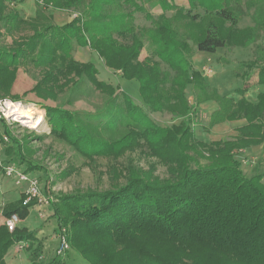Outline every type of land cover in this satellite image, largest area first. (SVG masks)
I'll return each instance as SVG.
<instances>
[{"label": "trees", "instance_id": "obj_1", "mask_svg": "<svg viewBox=\"0 0 264 264\" xmlns=\"http://www.w3.org/2000/svg\"><path fill=\"white\" fill-rule=\"evenodd\" d=\"M6 1L0 0V24L6 31H12L7 25L11 23L14 27L34 29L35 33L15 51L0 44V100L11 95L20 66L45 67L59 59L61 63L68 61L69 73L88 76L97 90H107L111 96L99 113L83 117L58 108H45L52 134L84 155L110 157L123 154L119 145H124L125 140L110 145L95 140L92 130L123 129L127 131L125 139L130 140L127 149L138 147L143 140L153 146L154 157L170 168L171 177L167 181H148L133 174L123 185L110 190L62 196L51 204L58 230H66L70 246L85 264H264V175L246 177L235 154L264 142V95L256 103L245 99L235 103L221 98L191 62L194 51L190 39L196 43L198 52L207 54L234 46L248 48L256 42L252 32L236 29L241 18L234 5L238 6L239 0L231 3V0H188L191 6L188 11L176 0H144L162 11L159 19L153 21L155 29L150 35L156 55L172 70L181 71L183 82L177 85L178 90L191 85L198 104L210 101L218 104L209 129L224 122H247L237 130L236 137L212 143L196 139L190 118L194 107L189 106L184 94L163 93L159 65L149 66L140 61L144 44L133 15L143 8L136 0H91L84 11L85 19L77 17L65 26L47 27L43 22L48 19L42 11L44 7L67 11L82 6L83 0H35L37 11L29 23L14 13L7 15ZM110 7H114L115 14L103 16L102 12ZM168 11H176L175 17L188 22L183 26L175 18H165ZM203 20L208 21L205 34L199 41L194 40L203 29L200 25ZM119 39L131 42L124 44ZM73 42L89 46L104 59L107 68L138 81L144 104L152 111H167L182 118L181 125L170 129L157 126L140 114L125 92L121 94L123 102L119 103L113 89L96 79L97 70L92 64L78 65L71 60ZM57 51L62 52V57L56 58ZM262 61L259 58L240 64L237 76L243 81L241 93L252 86L253 75L257 84H264V65L257 66ZM172 101L178 104L173 105ZM2 127L13 143L7 149L13 154V161L26 164L28 172L43 170L23 156L22 146L12 137L4 120ZM190 152L206 157L209 165H196ZM24 199L22 196L7 205L3 209L4 218L16 214L21 220L26 219L34 203L24 206ZM35 237L27 229L18 228L10 233L2 224L0 264H6L11 247L24 242L32 246ZM35 261V264H65L61 257L42 263L36 256Z\"/></svg>", "mask_w": 264, "mask_h": 264}, {"label": "rangeland", "instance_id": "obj_2", "mask_svg": "<svg viewBox=\"0 0 264 264\" xmlns=\"http://www.w3.org/2000/svg\"><path fill=\"white\" fill-rule=\"evenodd\" d=\"M232 1L237 0H231L230 3ZM90 2L91 0H83L82 6L67 11L44 7L42 11L48 17L43 21L44 27L65 26L77 17L85 19L84 11ZM136 2L143 8L142 12H136L133 15L135 27L138 33L142 34L141 41L144 44L140 61H145L149 66L153 63L159 65L160 87L163 86V90H165L163 92L160 89V91L174 96L182 92L189 106L194 107L191 109L194 114L192 113L190 118L192 129L198 141L213 142L232 139L233 132L228 127L234 125H230L228 122H224L228 124L227 127L217 128V125L209 129L210 118L219 109L218 104L214 101L198 104L191 85L183 90H178L177 85L183 82L180 75L181 71L172 70L167 63L156 55V47L153 45L150 34L155 29L153 21L159 19L162 11L154 8L147 1L136 0ZM176 3L180 7H184L186 11L191 9L188 0H176ZM6 6L7 15L14 13L27 23L35 17L37 11L35 0H7ZM234 6H236V11L241 18L236 29L243 33L252 32L256 42L248 48L234 46L218 49L214 54H207L198 52L196 43L190 39L194 51L191 62L194 69L201 73L208 86L214 89L219 97L231 99L235 103L243 99L252 103L251 101L264 95V84H256L255 87L251 86L244 93H241L240 90L244 87L243 81L237 74L240 71V64L243 62H254L261 58L263 61L257 66L264 65V0H239L238 6ZM114 11V7H110L102 14L111 17L115 14ZM176 13V11H168L164 16L169 20L175 18L178 25L184 26V23L186 24L188 21L179 18V16L175 17ZM207 24V20L201 21L200 25L203 26V29L194 40L199 41L203 38ZM7 25L11 27V29L9 28L12 30L11 32H7L5 26L0 24V44L11 51H15L26 44L27 40L35 33L34 29L26 28L23 25L18 27L12 26L11 23ZM119 42L129 44L131 41L130 39H119ZM49 45L54 47L53 43ZM72 45L71 60L78 65L92 64L97 70L96 79L113 89V94L117 95L119 103L123 102L121 94L125 92L132 98L133 104L140 109V114L157 126L170 129L181 125L182 118L167 111H152L144 104L140 96L141 86L138 81L129 80L122 75V72L107 68L104 59L89 46H80L78 42H73ZM55 56L56 58L62 57V52L57 51ZM87 78L86 75L79 77L76 73H69L68 61L61 63L60 59L45 67H37L32 64L20 66L11 87V95L0 101L4 103V110L2 111L5 112L6 127L12 137L22 146L23 156L29 162L43 168L41 171L28 173L39 177L44 192L54 197L55 202L62 196L110 190L112 187L123 185L125 180L133 174L148 181L170 180V168L154 157L153 146H149L141 140L138 147L127 149L130 147V140L125 139L127 131L123 129L116 131L92 130V137L95 140L108 142L110 145L122 139L125 140L124 145H119V150L123 154L110 157L84 155L68 144L65 139L52 134L45 108H58L83 117L86 114H97L105 106L111 95L107 90H97ZM254 81H256L255 75H253L252 83ZM1 96L5 98V94ZM9 101L39 108L44 112V122L40 127L35 128L19 117H8L6 103ZM171 103L176 105L178 101ZM1 128L4 133V128L2 126ZM12 145L13 143L8 137V142L2 146V159L9 164L21 166L23 170L27 169L26 164L19 165L18 162H14L13 154L7 152V149L12 148ZM242 151L245 150L236 151L235 154L246 177L264 175V146L249 148L248 151L251 153L249 155ZM190 156L199 167L209 165L208 159L202 155L190 152ZM0 182H5V190L7 189L8 193L13 194L10 201L23 196L24 188L18 192L8 180L1 179ZM3 217L0 215V220L3 221ZM21 221L19 228L34 232L36 235L35 243L31 246V244L24 242V248L21 250L17 245H15L16 248L11 247L5 257L7 264H35L36 256H39V261L42 263H47L55 257H61L65 264H85L79 254L73 251L70 244L69 251L64 255L60 253L58 236L65 229H62L61 232L58 230L53 206L30 209L29 216Z\"/></svg>", "mask_w": 264, "mask_h": 264}, {"label": "built area", "instance_id": "obj_3", "mask_svg": "<svg viewBox=\"0 0 264 264\" xmlns=\"http://www.w3.org/2000/svg\"><path fill=\"white\" fill-rule=\"evenodd\" d=\"M4 103L0 101V181L1 179H7L14 183L18 188H24L23 196L25 197L23 205L29 206L34 203L30 209L50 207L55 201L54 197L46 194L40 183V179L37 175H31L28 173L27 169L23 170L21 166H16L14 164H9L7 161L2 159L1 150L3 144L8 142V137L2 132V121L6 119L4 110ZM5 121V120H4ZM6 136V137H5ZM3 209L0 208V215H3ZM21 219L18 215H12L10 218L4 219V225L10 233H13L19 228ZM60 241V253L63 255L69 251V242L67 240L66 231L63 230L58 236ZM19 250L23 249V243L17 244Z\"/></svg>", "mask_w": 264, "mask_h": 264}, {"label": "crops", "instance_id": "obj_4", "mask_svg": "<svg viewBox=\"0 0 264 264\" xmlns=\"http://www.w3.org/2000/svg\"><path fill=\"white\" fill-rule=\"evenodd\" d=\"M257 84V82L256 81H254L253 82V84H252V86H254L255 87V85ZM258 101V99L257 100H254V101H251L252 103H256ZM230 125H234V126H229L228 128L230 129V131L231 132H233V135H232V138H234V137H236L237 136V130L238 129H240V128H242V127H244L247 123H246V121L245 120H240V121H235V122H228ZM227 125L228 124H226V123H223V124H220V125H218L217 126V128H220V127H227ZM233 127V128H232ZM217 141H220V140H217ZM213 142H216V141H213ZM205 143H212V142H205ZM262 146H264V144H262L261 146H259V147H262ZM249 149H246L245 151H242V152H244L246 155H249V154H251V153H249V151H248ZM243 170V169H242ZM243 172H244V170H243ZM7 179H5V181H6ZM4 181V180H3ZM8 182H11V184H13L14 185V183L12 182V181H10V180H8ZM4 183L5 182H0V208H5L7 205H9V204H12V203H14V202H17V201H19L20 199H21V197H16V199L15 200H12V201H10V198H11V196H13V194L12 193H8L7 192V189L5 190V187H4ZM15 186V185H14ZM15 188L17 189V191L19 192H21V188H18V187H16L15 186ZM6 191V192H5ZM17 192V193H18ZM16 193V194H17ZM15 194V195H16ZM3 219V221L2 220H0V223H2V224H4V217L2 218ZM2 221V222H1ZM22 223V222H21ZM1 224V225H2ZM15 247V246H14ZM16 248V247H15ZM6 262V261H5ZM6 264H7V262H6Z\"/></svg>", "mask_w": 264, "mask_h": 264}, {"label": "bare ground", "instance_id": "obj_5", "mask_svg": "<svg viewBox=\"0 0 264 264\" xmlns=\"http://www.w3.org/2000/svg\"><path fill=\"white\" fill-rule=\"evenodd\" d=\"M6 112L8 117H19L27 123L32 124L33 127L38 128L44 122V114L30 105H22L20 103L7 102Z\"/></svg>", "mask_w": 264, "mask_h": 264}]
</instances>
